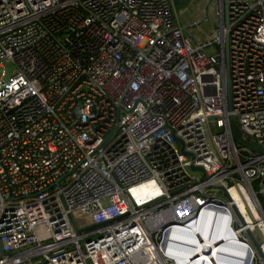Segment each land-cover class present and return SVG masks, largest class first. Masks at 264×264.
Segmentation results:
<instances>
[{
	"label": "built area",
	"instance_id": "obj_1",
	"mask_svg": "<svg viewBox=\"0 0 264 264\" xmlns=\"http://www.w3.org/2000/svg\"><path fill=\"white\" fill-rule=\"evenodd\" d=\"M226 1L193 35L172 0H0V264H264L230 126L264 150V0Z\"/></svg>",
	"mask_w": 264,
	"mask_h": 264
},
{
	"label": "rangeland",
	"instance_id": "obj_2",
	"mask_svg": "<svg viewBox=\"0 0 264 264\" xmlns=\"http://www.w3.org/2000/svg\"><path fill=\"white\" fill-rule=\"evenodd\" d=\"M172 2L173 10L177 19L179 18L180 21L183 20L182 22L190 27V31L193 35H201V32H205L206 35H209L216 31L217 26L211 24L212 22H215V19L211 14L213 7L212 4H206L207 0H172ZM204 11H206L207 14V20L205 19L206 22L203 20ZM208 26L211 28L210 30ZM2 70H4L5 77L7 79L13 73V66L11 64L4 63L0 69V73ZM253 188L258 190L259 185L255 183L253 184ZM260 201L264 207L261 197ZM72 217L75 224L80 229L95 225L100 222V216L96 212L89 215H83L80 212H74Z\"/></svg>",
	"mask_w": 264,
	"mask_h": 264
},
{
	"label": "water",
	"instance_id": "obj_3",
	"mask_svg": "<svg viewBox=\"0 0 264 264\" xmlns=\"http://www.w3.org/2000/svg\"><path fill=\"white\" fill-rule=\"evenodd\" d=\"M223 12H224V23L227 24L228 22V14H227V1L224 0L223 2ZM206 19V11H204V16H203V20ZM184 30H186V28H183ZM226 83H227V92H228V103H229V111H231V86H230V79H229V73L228 71H226ZM230 126H231V131H232V136H233V139L235 142L245 146V147H248L254 151H257L258 153H261L263 154L264 153V150L253 145L252 143L250 142H247V141H244L241 139L239 133H238V130H237V125H236V121H235V118L233 116H230ZM259 189L262 191L260 193V197L262 198V201L264 203V178L261 180V183H260V186H259ZM175 223V222H173Z\"/></svg>",
	"mask_w": 264,
	"mask_h": 264
},
{
	"label": "bare ground",
	"instance_id": "obj_4",
	"mask_svg": "<svg viewBox=\"0 0 264 264\" xmlns=\"http://www.w3.org/2000/svg\"><path fill=\"white\" fill-rule=\"evenodd\" d=\"M138 193L142 197H152L155 194V189L153 186H149V187L141 186ZM231 194H232V198H233V204H235V208H238V210L242 214H245V209H244L243 203H242L241 199L239 198L238 194L234 191Z\"/></svg>",
	"mask_w": 264,
	"mask_h": 264
},
{
	"label": "crops",
	"instance_id": "obj_5",
	"mask_svg": "<svg viewBox=\"0 0 264 264\" xmlns=\"http://www.w3.org/2000/svg\"><path fill=\"white\" fill-rule=\"evenodd\" d=\"M183 21V20H182ZM184 25H186L185 23H183ZM187 26V25H186Z\"/></svg>",
	"mask_w": 264,
	"mask_h": 264
}]
</instances>
